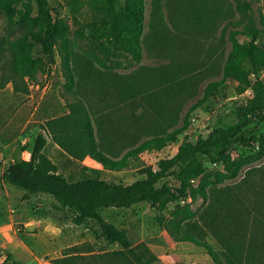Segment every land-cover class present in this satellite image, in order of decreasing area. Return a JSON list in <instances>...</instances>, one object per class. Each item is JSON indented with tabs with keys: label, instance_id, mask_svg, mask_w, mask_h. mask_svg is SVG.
<instances>
[{
	"label": "trees",
	"instance_id": "trees-1",
	"mask_svg": "<svg viewBox=\"0 0 264 264\" xmlns=\"http://www.w3.org/2000/svg\"><path fill=\"white\" fill-rule=\"evenodd\" d=\"M226 1L153 0L152 8L166 26H175L178 19L190 21L196 17L200 5H205L218 18L234 16L235 10ZM237 3L242 11L252 9L250 0H237ZM100 10L101 21L93 19L82 26L81 35L106 54L118 50L141 61L147 0H125L123 4L120 0H100ZM0 13L20 29L19 35L10 41L9 56H0L3 69L0 89L12 82L17 91L29 93L31 84L39 81V74L47 73L56 61L58 51H69L70 24L54 16L50 0H0ZM168 30L173 32L171 28ZM241 32L235 23L228 33L231 48L222 76L207 83L202 98L190 106L182 124L172 130L154 128L155 120L147 108L141 114L136 112L137 98L143 90L136 75H111L93 60H86L82 68L76 65V72L71 69L72 83L78 76L87 95L111 94L117 102L125 101L129 109L114 121L118 107L112 111L99 107L97 113L91 112L82 101L73 104L68 113L50 119L47 127L72 156L79 159L92 156L105 168L114 170L128 167L133 157L162 150L176 142L190 128L192 112L221 92L231 80L235 81L236 94L249 88L253 94L240 105L234 122L218 126L196 140L181 141L155 167H147L145 177L130 183L110 180L96 168L93 174L69 179L45 152L48 138L41 130L30 159L10 162L0 180L24 190L25 199L32 194L49 193L56 208L74 213V224L94 221L100 237L109 244L121 245L102 251L99 243L86 240L66 247L64 255L51 259L50 264H152L153 257H147L141 247H134L128 228L109 220L102 210L111 206L130 208L149 201L164 212L179 199L184 202L172 212L171 218L159 217L170 234L203 246L216 264H264V134L258 137L256 125L253 126L264 122V79L258 76L264 68V45L255 42L264 28L250 27L249 42L240 39ZM37 44L42 54L36 52ZM175 76L179 82L178 75ZM140 137L144 139L138 144ZM258 143L253 155H245L239 149V145L256 148ZM206 160L222 168L209 171ZM197 215L202 216L206 230L222 245V255L206 239L205 231L201 235L182 231L183 223ZM0 264L20 263L13 261L10 253L1 261L0 252Z\"/></svg>",
	"mask_w": 264,
	"mask_h": 264
},
{
	"label": "rangeland",
	"instance_id": "rangeland-1",
	"mask_svg": "<svg viewBox=\"0 0 264 264\" xmlns=\"http://www.w3.org/2000/svg\"><path fill=\"white\" fill-rule=\"evenodd\" d=\"M120 1L122 4L125 2ZM250 1L252 9L242 11L237 6V0H227L226 5L232 6L235 15H222L220 18L212 16L205 5H200L196 17L190 21L178 19L175 27L166 26V22L160 21L154 15L153 0H147L144 57L141 61H136L132 56L118 50L106 54L93 47L81 35L82 26L93 19L101 21L103 18L100 0H50L54 16L57 19L64 18L70 24L69 51H58L56 61L47 73L39 74V81L31 84L29 93L17 91L12 82L0 89V151L4 154L0 164L7 158L21 159L18 153L25 149L32 150L38 133L44 130L48 138L45 152L69 179L75 180L93 174V169L96 168L110 180L130 183L145 177V169L155 167L162 157L173 153L181 141L196 140L200 135L207 136L218 126L234 122L240 105L253 92L249 88L242 94H236L235 81L231 80L221 92L192 112L190 128L176 142L162 150L147 151L139 157H133L131 164L120 170L107 169L92 156L84 159L72 156L60 146L47 127L50 119L68 113L73 104L82 101L91 112L98 111L99 107L104 111L116 110L118 107L114 121L127 113L129 108L125 101L117 102L111 94L87 95L78 76L76 82L72 83L71 69L76 72V65L82 68L86 60H93L97 67L111 75H136L143 89L137 98L136 112L141 114L147 108L155 120L154 128L166 131L181 125L190 106L204 95L207 83L222 76V69L231 48L228 33L234 24L242 30L239 37L244 42L251 39L250 27L264 28V0ZM19 33V26L0 13L1 57L9 56L10 41ZM89 33L87 30L86 34ZM35 50L42 54L39 44ZM2 72L3 69L0 68V75ZM260 72L264 77V68ZM175 75H178L179 82H176ZM253 126L256 127V135L261 137L264 134V122L254 123ZM143 139L144 137H140L136 143L139 144ZM259 145L260 143L256 148L239 145V149L245 155H253ZM261 162L262 160L259 161ZM206 165L209 171L222 168L220 164L208 160ZM5 186L6 183L0 180V190L5 191ZM11 187L17 194V199L13 198L11 202L17 204L18 200L24 199L21 198L23 192ZM42 199L37 200L40 202L36 204L42 203ZM183 202L179 199L170 203L164 212L158 211L149 201H142L130 208L106 207L102 212L118 226L128 228L134 247H141L147 257H153L152 264H216L206 248L189 240L178 239L161 225L159 217L162 215L171 218L172 212ZM49 206L53 207V203L49 202ZM56 210L53 209V212L71 223L70 228L75 235L73 244L91 240L99 243L102 251L121 247L118 243L109 244L100 237L98 225L94 221L76 225L72 220V211ZM205 227L202 216L197 215L183 223L182 231L196 235L205 231L206 239L222 255V245Z\"/></svg>",
	"mask_w": 264,
	"mask_h": 264
},
{
	"label": "crops",
	"instance_id": "crops-1",
	"mask_svg": "<svg viewBox=\"0 0 264 264\" xmlns=\"http://www.w3.org/2000/svg\"><path fill=\"white\" fill-rule=\"evenodd\" d=\"M31 153L32 150L25 149L22 153H18V157L30 159ZM2 159L0 157V160ZM14 160L16 159L7 158L2 161L0 175L4 174L10 162ZM3 182L6 183V190H0L1 261H4L9 253L12 260L20 264H50L51 259L63 256L64 249L73 245L75 235L71 231V223L53 212V209L62 210L56 208L54 204V208L49 206V202L54 203L53 197L49 193L42 192L32 194L25 199L24 190L4 180ZM11 186L23 192L21 198L24 199L18 200L17 204L11 202L13 198L17 199V194ZM41 198H43L42 203L36 204Z\"/></svg>",
	"mask_w": 264,
	"mask_h": 264
},
{
	"label": "built area",
	"instance_id": "built-area-1",
	"mask_svg": "<svg viewBox=\"0 0 264 264\" xmlns=\"http://www.w3.org/2000/svg\"><path fill=\"white\" fill-rule=\"evenodd\" d=\"M255 42H256V43H261V44L264 45V33L259 34V35L256 37ZM258 76H259V78L264 79V77L262 76V72H260V73L258 74ZM250 89H251V88H250ZM0 155H1V157L3 158L4 154H3L1 151H0Z\"/></svg>",
	"mask_w": 264,
	"mask_h": 264
}]
</instances>
